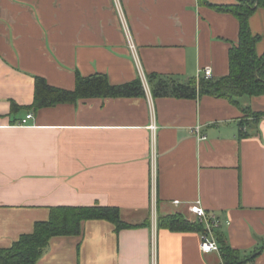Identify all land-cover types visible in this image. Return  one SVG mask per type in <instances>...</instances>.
<instances>
[{
    "label": "crops",
    "instance_id": "1",
    "mask_svg": "<svg viewBox=\"0 0 264 264\" xmlns=\"http://www.w3.org/2000/svg\"><path fill=\"white\" fill-rule=\"evenodd\" d=\"M238 3L0 0V251L33 233L53 208L103 206L139 226L85 221L80 235L52 238L37 264H224L220 253L201 251L200 232L159 225L153 259L154 206L158 220L181 215L197 223V201L220 217L216 233L244 257L264 244V117H247L223 98L155 97L149 81L187 84L207 67L215 79L228 75L239 20L211 5ZM250 28L264 54L263 8ZM77 74L106 75L112 85L140 80L144 95L33 108L35 77L72 91ZM241 102L264 112V96ZM198 126L206 139L192 132ZM254 264H264V251Z\"/></svg>",
    "mask_w": 264,
    "mask_h": 264
},
{
    "label": "trees",
    "instance_id": "2",
    "mask_svg": "<svg viewBox=\"0 0 264 264\" xmlns=\"http://www.w3.org/2000/svg\"><path fill=\"white\" fill-rule=\"evenodd\" d=\"M222 13L233 14L239 20V42L229 51V74L215 79H194L182 84L174 79L151 75L149 81L155 97L172 96L176 98H195L211 96L223 98L237 106L247 117L257 120L264 117V112H253L244 107L241 100L245 97L264 96V54H259L258 44L261 36L252 33L250 18L254 12L264 9V0H239L236 5H211ZM144 95L141 81L123 85H112L106 75L83 77L77 74L74 90H64L50 86L44 78L35 77V97L33 108L51 107L58 104H76L81 99L101 97H140ZM13 109L17 106L12 105ZM88 220H105L116 226L117 230L137 228L121 218L116 207H56L51 210L47 221L36 222L31 234L23 235L13 246L0 251V264H37L54 237L78 236L82 223ZM161 228L172 232L198 231L205 228L200 223H192L181 215L161 217L158 220ZM221 249L224 264H254L255 259L264 251V244L249 256H243L232 249L221 234L215 232Z\"/></svg>",
    "mask_w": 264,
    "mask_h": 264
},
{
    "label": "built area",
    "instance_id": "3",
    "mask_svg": "<svg viewBox=\"0 0 264 264\" xmlns=\"http://www.w3.org/2000/svg\"><path fill=\"white\" fill-rule=\"evenodd\" d=\"M131 49L136 54V49L134 45H131ZM138 60V58H136ZM138 65L141 69V65L139 60L137 61ZM141 76L144 85L147 84L146 76L141 71ZM213 78V71L210 67H207L201 71L197 76V81L200 79H212ZM33 118V114L27 115L26 119L23 120L22 125H26L27 122ZM157 125L155 119H152L151 125L149 130L152 134V151H151V187L155 191L157 187V152L155 146V138L157 132ZM192 132L198 137L199 140L206 139L205 136L201 134V127H195ZM176 205L180 204V201L174 202ZM191 213L196 217L197 223L204 225V232L201 233V243L200 248L203 253H211V252H218L221 254L220 246L217 242L215 232L221 226L222 220L219 216L215 214H210L203 206L201 201H197L192 204L191 206ZM158 225V218L156 216V209L154 206L153 215H152V227H153V236H152V245H153V259L155 260L156 255V229Z\"/></svg>",
    "mask_w": 264,
    "mask_h": 264
},
{
    "label": "rangeland",
    "instance_id": "4",
    "mask_svg": "<svg viewBox=\"0 0 264 264\" xmlns=\"http://www.w3.org/2000/svg\"><path fill=\"white\" fill-rule=\"evenodd\" d=\"M239 1V0H238ZM243 1H245V0H243ZM247 1V0H246ZM251 1V0H250ZM244 99H249V98H247V97H245Z\"/></svg>",
    "mask_w": 264,
    "mask_h": 264
}]
</instances>
